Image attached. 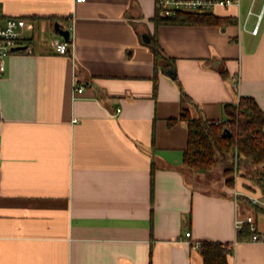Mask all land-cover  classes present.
I'll list each match as a JSON object with an SVG mask.
<instances>
[{
	"label": "crops",
	"instance_id": "1",
	"mask_svg": "<svg viewBox=\"0 0 264 264\" xmlns=\"http://www.w3.org/2000/svg\"><path fill=\"white\" fill-rule=\"evenodd\" d=\"M0 6L26 19L20 49L31 46L0 75V264H204L201 240L233 242L229 264H264V240L239 241L235 227L239 214L264 229L250 205L260 189L245 177L205 187L217 166L185 168L188 123L169 124L183 106L227 119L223 104L240 96L264 110V0L214 7L234 20L223 26L156 27L157 0ZM60 29L67 53L52 45ZM155 33L168 56L156 93Z\"/></svg>",
	"mask_w": 264,
	"mask_h": 264
},
{
	"label": "trees",
	"instance_id": "2",
	"mask_svg": "<svg viewBox=\"0 0 264 264\" xmlns=\"http://www.w3.org/2000/svg\"><path fill=\"white\" fill-rule=\"evenodd\" d=\"M156 27L162 24L187 25H227L234 22L228 17L219 16L211 11H177L175 15L162 16L157 11L153 17ZM154 53V92L158 87V73L160 66L168 57L161 48L157 34L152 43ZM169 63V62H168ZM224 78H229L226 69H220ZM181 90L183 101H189L198 107L196 102L177 82ZM228 122L215 123L214 119L205 117L202 113L193 116L190 109L183 106L180 115L170 118L169 124L179 119L188 123V142L184 150L183 164L185 168L196 173L212 171L218 164L236 155L239 167L246 177L255 181L264 198V110L252 96H240L234 103L223 104ZM230 129V134L224 128ZM154 165L151 171V198H153ZM231 170V169H230ZM232 185V182H231ZM241 199H247L242 197ZM249 203V201H248ZM250 204V203H249ZM255 212L264 213L261 204H250ZM253 232L250 224L245 222L237 231V240H249ZM200 251L204 264H229V255L234 251L233 242L201 240Z\"/></svg>",
	"mask_w": 264,
	"mask_h": 264
},
{
	"label": "built area",
	"instance_id": "3",
	"mask_svg": "<svg viewBox=\"0 0 264 264\" xmlns=\"http://www.w3.org/2000/svg\"><path fill=\"white\" fill-rule=\"evenodd\" d=\"M85 1V0H77ZM239 0H157V11L162 16L175 15L177 11H210L216 6H230L238 4ZM26 26V19L23 17L7 16L4 17L0 6V75L6 69L7 57L16 51L30 52L31 46H26L24 49H20V39L22 29ZM71 28V22L68 24ZM52 45L60 52L67 53L70 50V39H52ZM84 86H78L75 91L77 93L82 92ZM228 119H216L215 123H226ZM238 194V193H237ZM250 199L254 204H261L264 206V200L260 195H250ZM248 222L250 229L253 232L252 240H264V229L260 230L252 215H246L241 217L239 214L235 217V227L237 230L242 225ZM187 236L191 235V232H186ZM192 245L199 248L200 242L193 241Z\"/></svg>",
	"mask_w": 264,
	"mask_h": 264
},
{
	"label": "rangeland",
	"instance_id": "4",
	"mask_svg": "<svg viewBox=\"0 0 264 264\" xmlns=\"http://www.w3.org/2000/svg\"><path fill=\"white\" fill-rule=\"evenodd\" d=\"M242 172L244 171H242L239 167L238 160L235 155L233 159H229L223 163L218 164L217 167L212 171V173H210V175L208 176L209 180H207L204 185L205 187H209L210 190L222 191L227 187H235L237 180H241L244 177L248 180H251ZM251 181L252 183L250 184L246 183V187L254 191L256 189L254 185L257 186V184L255 181ZM195 183H197V181H195ZM240 196L246 197L245 195Z\"/></svg>",
	"mask_w": 264,
	"mask_h": 264
},
{
	"label": "water",
	"instance_id": "5",
	"mask_svg": "<svg viewBox=\"0 0 264 264\" xmlns=\"http://www.w3.org/2000/svg\"><path fill=\"white\" fill-rule=\"evenodd\" d=\"M60 32L68 39L69 38V34H70V32H69V30H61L60 29ZM22 46H20L19 48H21ZM172 73H173V71H172ZM224 131L227 133V134H230V129L228 128V127H225L224 128Z\"/></svg>",
	"mask_w": 264,
	"mask_h": 264
}]
</instances>
